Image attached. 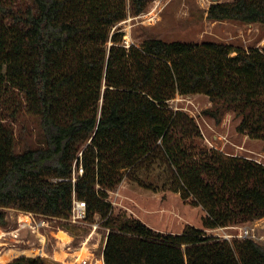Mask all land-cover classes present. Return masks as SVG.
<instances>
[{
  "label": "trees",
  "instance_id": "trees-1",
  "mask_svg": "<svg viewBox=\"0 0 264 264\" xmlns=\"http://www.w3.org/2000/svg\"><path fill=\"white\" fill-rule=\"evenodd\" d=\"M150 1L0 0V107L14 94L0 117V226L11 207L66 220L75 195L86 219L97 215L108 228L104 264H264L253 238L206 231L264 217V163L194 144V119L168 105L175 94H205V115L219 123L230 110L240 132L264 139V50L157 37L124 45L111 27ZM205 13L264 25V0L213 1ZM21 111L40 134L17 149ZM157 162L174 191L205 208L203 228L163 232L112 215L109 191L122 170L132 177Z\"/></svg>",
  "mask_w": 264,
  "mask_h": 264
},
{
  "label": "rangeland",
  "instance_id": "rangeland-1",
  "mask_svg": "<svg viewBox=\"0 0 264 264\" xmlns=\"http://www.w3.org/2000/svg\"><path fill=\"white\" fill-rule=\"evenodd\" d=\"M213 1L231 0H151L144 11L137 15H127L125 19L114 24L111 30L122 32L121 42L126 46L131 43L141 45L145 39L157 37L168 41L178 39L198 43L213 40L244 49L257 47L264 50L263 24L230 19H208L205 10ZM10 94L11 91L7 88L6 98ZM13 96L12 93L7 99L6 106L0 107V117H5V113H9L14 108ZM168 105L169 108L183 111L194 119L200 131V135L194 138V144L214 147L225 154L247 156L264 163V139H257L248 133L240 132L238 130L240 119L230 110L223 114L219 123L205 115L203 110L211 105L205 94H175ZM4 120L9 121L8 118ZM12 124L17 149L39 143L40 129L33 116L21 111L18 122ZM22 125L24 129L20 131ZM121 176L119 183L109 191L113 216L118 215L122 219L138 218L151 228L163 232L181 233L187 225L203 228L205 208L201 204H196L194 197H182L179 191L171 188L172 178L160 162L149 169L136 171L132 177H127V170L123 169ZM24 215L26 211L13 207L7 209L8 225L1 228L0 252L14 246L40 247L43 249L42 254L25 256H43L48 260V264H65L64 261L67 264H81V259L91 257V251H94L95 256L102 251L108 228L102 224L101 218L97 215L94 220L73 223L68 219L36 214V217L44 219L47 223L40 227L39 230L42 232L49 234L50 229L67 231L72 237L66 244L61 241L56 242L50 235L46 239L42 237L41 240L36 234L38 230L29 228L21 230L18 240H14L9 230L15 228L18 219ZM60 222L67 224L59 227L57 225ZM95 222L98 225L93 232L92 224ZM236 225L249 228L251 238L264 245V217ZM206 231L224 238L227 234H239L241 229L229 225L206 229ZM89 232L92 233L90 236ZM54 235L56 238L59 237V234ZM234 237L239 236L229 239ZM84 241L86 244L82 245ZM81 245L84 246L83 251H76L77 256L67 253V251L74 252V249ZM54 249H57L55 253H53ZM59 258H62L63 262L58 260Z\"/></svg>",
  "mask_w": 264,
  "mask_h": 264
},
{
  "label": "built area",
  "instance_id": "built-area-1",
  "mask_svg": "<svg viewBox=\"0 0 264 264\" xmlns=\"http://www.w3.org/2000/svg\"><path fill=\"white\" fill-rule=\"evenodd\" d=\"M37 215H41L40 213H36V212H31V211H26V215L20 217L17 221V226L11 230H9L10 234L12 235V237L14 238V240H18L19 235H20V231L24 230L26 228H29L31 230H39L41 226L47 224L46 221L44 219H39L38 217H36ZM43 215V214H42ZM23 218H25V220H23ZM27 218V219H26ZM69 221L73 222V223H82L84 222L86 219V206H85V202L76 198V196H73V200H72V208H71V212L69 214V217L67 218ZM93 232L95 230V228L97 227L98 223H93ZM231 227H238L241 229L239 234H227L224 235L226 239H229V237H233V236H239V238H245V237H251L250 236V229L247 227H240L238 225H230ZM0 232H2L1 228H0ZM92 233L89 232V236ZM91 257L89 258H83L81 259V264H104V259H103V254L102 251L98 256H95L94 251H91Z\"/></svg>",
  "mask_w": 264,
  "mask_h": 264
},
{
  "label": "bare ground",
  "instance_id": "bare-ground-1",
  "mask_svg": "<svg viewBox=\"0 0 264 264\" xmlns=\"http://www.w3.org/2000/svg\"><path fill=\"white\" fill-rule=\"evenodd\" d=\"M23 219L25 220V218ZM58 234H59L58 236L60 237V239H62L63 241H68L71 237L70 234L66 233L62 229L59 230ZM85 244H86V241L82 242V245H85ZM82 245L79 246L80 251H83L84 246ZM42 253H43V249L40 247H31V248L30 247L22 248V247H15V246L9 247L5 251L0 252V263H5L6 261L11 260L18 255H37V254H42Z\"/></svg>",
  "mask_w": 264,
  "mask_h": 264
},
{
  "label": "crops",
  "instance_id": "crops-1",
  "mask_svg": "<svg viewBox=\"0 0 264 264\" xmlns=\"http://www.w3.org/2000/svg\"><path fill=\"white\" fill-rule=\"evenodd\" d=\"M8 219V218H7ZM8 225V224H7ZM6 225V226H7ZM2 227H5V226H0V228H2ZM59 230H61V229H59ZM59 230H54L53 231V229H50L48 232H49V234H47V233H44V232H42L41 230H38L37 232H36V234H37V236H39V238L41 239V240H43L42 239V237L43 238H47L49 235L50 236H52V238H54V240H56V242H64V244H66V243H69V241L67 242V241H63L62 239H60V237H55V235L54 234H58V232H59ZM66 233H67V231H65ZM72 237V236H71ZM103 247H104V244H103ZM103 247H102V249H103ZM61 250H64L63 248H61ZM79 250V247H76V249H74V252L72 251V252H68L67 251V253H71V254H74L73 256L75 257V256H77L75 253H76V251H78ZM57 251V249L55 250H53V253H55ZM65 251V250H64ZM72 256V257H73ZM58 260H60V261H62L63 262V260H62V258H59ZM70 260V258L68 259V261ZM64 263L65 264H67V262L66 261H64Z\"/></svg>",
  "mask_w": 264,
  "mask_h": 264
}]
</instances>
